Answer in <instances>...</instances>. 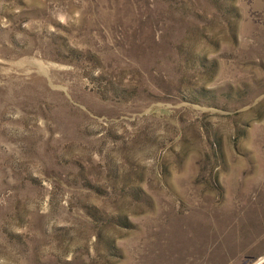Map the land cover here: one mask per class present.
<instances>
[{
  "label": "rangeland",
  "instance_id": "rangeland-1",
  "mask_svg": "<svg viewBox=\"0 0 264 264\" xmlns=\"http://www.w3.org/2000/svg\"><path fill=\"white\" fill-rule=\"evenodd\" d=\"M0 264H264V0H0Z\"/></svg>",
  "mask_w": 264,
  "mask_h": 264
}]
</instances>
